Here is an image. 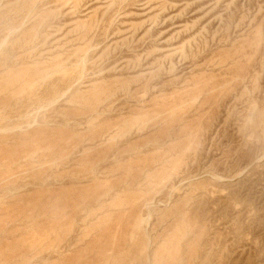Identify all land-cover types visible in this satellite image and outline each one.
<instances>
[{
  "label": "rangeland",
  "instance_id": "rangeland-1",
  "mask_svg": "<svg viewBox=\"0 0 264 264\" xmlns=\"http://www.w3.org/2000/svg\"><path fill=\"white\" fill-rule=\"evenodd\" d=\"M0 264H264V0H0Z\"/></svg>",
  "mask_w": 264,
  "mask_h": 264
}]
</instances>
